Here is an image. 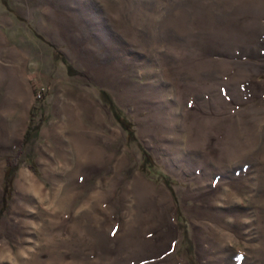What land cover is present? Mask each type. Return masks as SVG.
I'll list each match as a JSON object with an SVG mask.
<instances>
[{"label": "rangeland", "instance_id": "1", "mask_svg": "<svg viewBox=\"0 0 264 264\" xmlns=\"http://www.w3.org/2000/svg\"><path fill=\"white\" fill-rule=\"evenodd\" d=\"M0 264H264V0H0Z\"/></svg>", "mask_w": 264, "mask_h": 264}, {"label": "trees", "instance_id": "2", "mask_svg": "<svg viewBox=\"0 0 264 264\" xmlns=\"http://www.w3.org/2000/svg\"><path fill=\"white\" fill-rule=\"evenodd\" d=\"M31 116L34 117V113L32 112L31 113ZM128 129H130V127H128ZM32 134V131H31V126L28 127V130H27V133H26V136H25V141L27 140V138ZM13 169L11 168V165L8 166L7 168V177H6V182H5V185H4V194H5V200L8 201L10 199V194L12 192V189H13V184H12V180H11V171Z\"/></svg>", "mask_w": 264, "mask_h": 264}]
</instances>
